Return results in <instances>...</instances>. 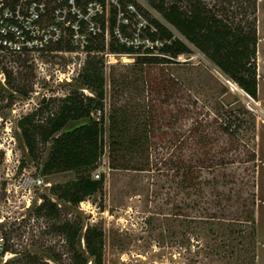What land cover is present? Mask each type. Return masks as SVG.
<instances>
[{"label": "rangeland", "instance_id": "obj_1", "mask_svg": "<svg viewBox=\"0 0 264 264\" xmlns=\"http://www.w3.org/2000/svg\"><path fill=\"white\" fill-rule=\"evenodd\" d=\"M128 1L134 2L135 8L148 20H157L168 26L146 0H124ZM232 2V8L228 9L230 15L237 14L239 4H236L238 0ZM249 17L257 32L256 99L244 93L190 45L191 53L176 58L142 54L130 57L124 54L121 58L122 48L111 41L108 54L118 55L92 57L89 60L92 66L89 67L88 63L82 66L79 76L71 83L54 80L55 72L65 69L67 59L64 55L44 54L42 71L25 60L1 61L0 247L13 244L12 252L17 253L2 255L0 252V264L14 263L26 253L49 257L54 251L66 262L65 235L59 228L67 220L82 223L80 238L87 225L103 230V264H264V0H257L256 9L251 8ZM171 30L183 40L174 29ZM143 58L164 61L146 66L138 62ZM125 59L130 61L123 63ZM90 69L97 70L103 79L105 130L108 128L107 116L116 107H126L127 111H132L133 117L136 116L133 111L143 112L139 108L151 98L147 89L150 75L165 74L182 86L183 92H173V98L176 94L179 105L189 106L190 112L181 115V108L177 109L176 105L168 107L167 110H173V115L166 112L156 123L161 128L156 131L159 136L155 138L156 146L149 157L150 165L144 171L109 167L106 131L104 154L97 168L91 171L94 180L104 178L103 186L84 202L72 206L56 200L51 187L75 180L77 171L45 174L43 167L51 142H39L35 155H29L18 121L38 110L34 120L44 124L57 113L68 94L82 97L81 93L84 97L94 98V91L84 85L83 76ZM4 70L11 72L13 83L21 91L15 92L8 86ZM179 93L180 96H190L192 103L184 102ZM177 111L180 117L175 121ZM100 113L92 109L90 117L98 119ZM223 123L229 124L231 136L222 132L220 124ZM75 124L77 122H70L67 128ZM191 127L197 132L193 133L190 142ZM168 156L188 162L206 158L215 162L226 160L225 173L230 180L226 192L231 189L232 195H228L232 201L222 203L224 212L219 211L218 206L212 207L224 220L215 219L211 224L203 221L201 208H211L210 203V206L203 204L214 197L211 189H206L204 196L200 197L198 190L183 188L180 179L174 181L170 178L167 166L160 163L159 158ZM252 158L254 162L250 161ZM28 176L40 177L49 187L36 186L29 193L20 181ZM249 195L255 204L254 238H244L240 231L244 226L241 220L246 217L243 206L247 203L249 207ZM43 197L57 203V214L47 216L38 212V203ZM26 200L31 204L28 209H25Z\"/></svg>", "mask_w": 264, "mask_h": 264}, {"label": "trees", "instance_id": "obj_2", "mask_svg": "<svg viewBox=\"0 0 264 264\" xmlns=\"http://www.w3.org/2000/svg\"><path fill=\"white\" fill-rule=\"evenodd\" d=\"M146 1L170 27L157 20H151L158 29V34L153 38L159 37L170 42L162 50L165 55L176 58L189 54L191 53L189 45L194 46L223 74L232 79L244 93L256 99L257 32L254 21L249 17V12L251 8L256 9L257 0H238L236 2V4L239 3L237 14L231 15L228 9L230 6L232 8V0ZM171 28L183 40L176 37ZM111 49L114 50V47L112 46ZM160 61L164 60L158 58L138 60L141 65L146 66L162 63ZM88 66L92 65L88 63ZM3 73L8 86L15 92L21 91L20 87L15 85V82L13 83L11 72L4 70ZM83 77L84 85L94 91V98L84 97L81 93L82 97L74 93L68 94L62 100V106L57 113L53 114L44 124H39L34 120L38 110L25 115L18 121V127L29 155H35L39 142H51L48 159L43 167L45 174L77 171L75 180L51 187L52 195L56 200H62L72 206L84 202L103 186L104 178L98 176L99 180H94L91 171L97 168L104 154L106 131L108 133L109 167L113 170L144 171L150 165L149 157L153 155L152 149L156 146L155 138L159 136L156 131L161 126H157L156 123L160 122L162 115L166 112L173 115V110H167L168 107L176 105L177 109L181 108V115L190 112L189 106L185 107L184 103L179 105L175 98L176 94L173 98V92L178 93L179 90L180 93L183 92L182 86L166 77L165 74L158 77L150 75L147 89H149L148 93L151 98L148 103L139 108L143 109V112L133 111L136 115L133 117L132 111H127L126 107H116L107 116L108 128L105 130L103 79L95 69H90V72ZM24 94L26 95V92ZM180 97L187 104L192 103L190 96ZM9 98L12 102V94ZM92 109L101 112L98 119L90 117ZM179 114L180 112L177 111L174 115L175 121L180 117ZM70 122H87V124L73 132L64 133ZM220 126L224 134L231 136L229 124L223 123ZM189 131L188 139L191 142L193 133L197 131L193 127ZM159 160L161 165L167 166L168 176L174 181L180 179L183 188L198 190L202 195L200 197L204 196L206 189H211L214 197L208 199L209 202H203L208 206L210 203L211 208H201L200 217L204 218L203 221L211 224L215 219L224 218L215 213L217 210L212 207L217 208L218 206L219 211L224 212L222 203L232 201L229 198V195H232L231 189H229L230 192H226L230 182L225 173L226 160L215 162L211 158H206L188 162L173 159L171 156L159 158ZM250 161L254 162L255 159L252 158ZM248 197L249 207L247 203L243 206L246 217L241 220L244 226L240 231L244 238H254L256 236L253 210L255 204L254 200H250V195ZM57 206L56 202L43 197L37 210L50 216L58 213ZM59 230L65 235L66 262L62 260L61 254L54 251L49 257L26 253L20 260H15L11 264H103L105 238L101 228L87 225L83 237L80 238L83 231L82 223L79 220H67ZM12 251H14L13 244L4 246L3 253H17Z\"/></svg>", "mask_w": 264, "mask_h": 264}, {"label": "built area", "instance_id": "obj_3", "mask_svg": "<svg viewBox=\"0 0 264 264\" xmlns=\"http://www.w3.org/2000/svg\"><path fill=\"white\" fill-rule=\"evenodd\" d=\"M157 34V27L132 1L0 0V62L25 60L42 71L44 54L64 55L65 69L54 76L59 83H71L94 56L118 55L108 54L111 41L125 51L121 58L124 54L165 55L162 50L170 42L153 38ZM22 178L23 189L29 193L36 186L49 187L40 177ZM41 203L42 199L38 206ZM30 205L26 200L25 209ZM3 251L4 245L0 252L8 253Z\"/></svg>", "mask_w": 264, "mask_h": 264}, {"label": "water", "instance_id": "obj_4", "mask_svg": "<svg viewBox=\"0 0 264 264\" xmlns=\"http://www.w3.org/2000/svg\"><path fill=\"white\" fill-rule=\"evenodd\" d=\"M86 124H87V122H79V123L75 124V125L72 126V127L66 128V129L64 130V133H70V132H73V131H75V130H77V129H79V128L84 127Z\"/></svg>", "mask_w": 264, "mask_h": 264}, {"label": "bare ground", "instance_id": "obj_5", "mask_svg": "<svg viewBox=\"0 0 264 264\" xmlns=\"http://www.w3.org/2000/svg\"><path fill=\"white\" fill-rule=\"evenodd\" d=\"M125 56V55H124ZM130 60H128V59H125L124 61H123V63H128ZM12 256V255H11ZM125 259H126V257H125ZM124 260V259H123Z\"/></svg>", "mask_w": 264, "mask_h": 264}]
</instances>
